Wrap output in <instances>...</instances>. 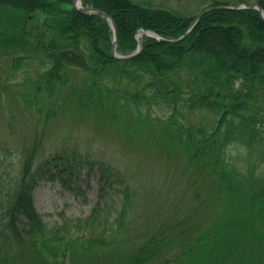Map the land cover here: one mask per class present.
I'll return each mask as SVG.
<instances>
[{
  "label": "trees",
  "instance_id": "16d2710c",
  "mask_svg": "<svg viewBox=\"0 0 264 264\" xmlns=\"http://www.w3.org/2000/svg\"><path fill=\"white\" fill-rule=\"evenodd\" d=\"M201 1H258L264 8V0ZM73 3L0 1V59L11 72L21 71L24 105L43 125L23 150L20 175H0V264H264V21L258 10L213 8L180 42L144 36L141 52L121 60L111 52L109 21ZM84 3L116 20L117 50L124 54L137 48L139 28L177 38L200 11L141 0ZM12 85L6 78L1 92H12ZM203 112L213 120L190 119ZM85 116L96 135L142 148L165 162L161 171L172 168L174 178L160 188L165 196L155 200L170 212L181 206L176 214L158 220L149 212L148 190L142 197L109 160L64 150L35 164L48 126ZM232 145L239 153L232 154ZM82 163L90 171L100 167L102 188L119 184L121 209L111 220L107 202H100L85 218L49 227L34 207V186L45 175L66 184Z\"/></svg>",
  "mask_w": 264,
  "mask_h": 264
},
{
  "label": "rangeland",
  "instance_id": "374dc122",
  "mask_svg": "<svg viewBox=\"0 0 264 264\" xmlns=\"http://www.w3.org/2000/svg\"><path fill=\"white\" fill-rule=\"evenodd\" d=\"M141 1L143 3L148 1L152 6L171 8L183 13L197 12L204 6H208L203 4L201 0ZM28 67L30 73L34 75L36 66L29 64ZM6 77L15 83L12 85L11 91L19 92L17 97V94L1 92L0 89V175L7 178L20 175L23 150L28 147L37 131L43 129V125L40 126L37 121V112L33 109L28 110L24 105L23 95L20 94L24 90L20 84L22 82L21 71L11 72L8 63L4 59H0V88ZM213 118V114L209 112H203L200 115L190 114V119L202 121L204 125L211 122ZM91 122L86 116L78 120L63 118L62 121L57 120L48 126L44 131L43 144L35 164L37 165L46 157L57 152L62 153L64 150L70 156L76 150V153L82 154L86 158L88 155L93 161L109 160L128 174L126 179L133 183L135 189L138 190L137 193L139 192L142 197L146 195V190H148L146 203L149 212L157 215L158 220L164 219L168 213L176 214L182 208L181 206L172 205L173 210L170 212L166 209H159L155 200L165 196L166 193L162 190L160 192V188H165L166 186H163L169 184L174 178L172 168L168 171H161V167L166 166L165 162L153 159L148 153L149 151L146 155L142 148L129 147L120 138L119 141L107 139L106 133L96 135V130L93 129L94 121ZM238 149L236 145H232L229 150L234 155L239 153ZM89 167L90 163H82L76 174H68L66 184H63L59 178L53 179L45 175L34 187L35 209L49 227H57L67 219L85 218L100 202H107V207H109L107 212L111 214V220L117 215L122 207L123 198L119 191V184L114 183V185H107L102 188L100 167L96 164L92 171L89 170ZM158 167L159 171H157ZM162 207L164 208L163 205ZM144 219L145 216L141 215L138 219L139 224ZM134 234L135 230L130 235Z\"/></svg>",
  "mask_w": 264,
  "mask_h": 264
},
{
  "label": "water",
  "instance_id": "95a60500",
  "mask_svg": "<svg viewBox=\"0 0 264 264\" xmlns=\"http://www.w3.org/2000/svg\"><path fill=\"white\" fill-rule=\"evenodd\" d=\"M74 6L83 11V12H88V13H99L101 14L102 16L106 17L109 21H110V24H111V27H112V30H114V37H113V45H112V49H111V52L113 53L114 57H117V58H120V59H124V60H127L128 58H131V57H134L136 56L140 50H141V43H139L138 47H137V50L134 52V53H130V54H126V55H123L119 52H117L116 50V47H117V44H118V41H117V27H116V22H115V19H113L108 13H106L103 9H98L94 6H84L82 5V0H75L74 2ZM216 7H220L222 9H229V10H235V9H242V8H255V9H258L259 13L261 14V18L262 20L264 21V9L261 7L260 3L259 2H256V3H253V4H250V3H238V4H235V6H230V5H223V6H207L205 7L202 12H200L197 17L191 22L190 26H189V29L183 34L181 35V37L179 38H164L162 37L161 35H158L156 32H154L153 30H144V32L157 39L158 41H164V42H179L181 41V39H183V37H185L190 31L191 29L194 27V25L201 19L202 17V14L205 13L206 11H209L213 8H216ZM139 36V34H138Z\"/></svg>",
  "mask_w": 264,
  "mask_h": 264
}]
</instances>
